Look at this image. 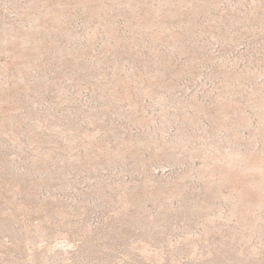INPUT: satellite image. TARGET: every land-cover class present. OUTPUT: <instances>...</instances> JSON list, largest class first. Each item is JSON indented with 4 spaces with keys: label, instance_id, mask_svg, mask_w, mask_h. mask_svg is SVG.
Instances as JSON below:
<instances>
[{
    "label": "rangeland",
    "instance_id": "1",
    "mask_svg": "<svg viewBox=\"0 0 264 264\" xmlns=\"http://www.w3.org/2000/svg\"><path fill=\"white\" fill-rule=\"evenodd\" d=\"M0 264H264V0H0Z\"/></svg>",
    "mask_w": 264,
    "mask_h": 264
}]
</instances>
